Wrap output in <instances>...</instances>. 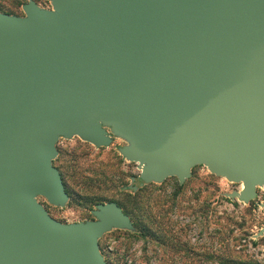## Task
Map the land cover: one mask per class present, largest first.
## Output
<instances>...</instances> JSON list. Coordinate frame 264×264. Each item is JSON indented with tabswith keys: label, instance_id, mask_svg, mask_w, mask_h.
Instances as JSON below:
<instances>
[{
	"label": "water",
	"instance_id": "1",
	"mask_svg": "<svg viewBox=\"0 0 264 264\" xmlns=\"http://www.w3.org/2000/svg\"><path fill=\"white\" fill-rule=\"evenodd\" d=\"M34 0L0 11V264H106L99 239L134 231L115 202L63 223L59 139L112 138L131 189L197 165L264 188V0ZM264 206V202L261 204ZM264 236L261 228L254 237ZM253 264V263H243Z\"/></svg>",
	"mask_w": 264,
	"mask_h": 264
},
{
	"label": "rangeland",
	"instance_id": "2",
	"mask_svg": "<svg viewBox=\"0 0 264 264\" xmlns=\"http://www.w3.org/2000/svg\"><path fill=\"white\" fill-rule=\"evenodd\" d=\"M34 1L51 7L49 0ZM13 2L0 0V5ZM14 14H24L21 6ZM123 144L115 138L108 147L95 148L76 136L59 139L53 165L64 175L73 198L64 208L49 205L51 215L63 223L76 222L91 216L92 203L128 195L133 206L142 209V225L146 217L147 232L153 228L159 240L111 230L100 241L109 264H264V236L254 237L264 228V188H257V197L248 204L232 201L224 194L239 191L242 185L215 176L202 165L194 167V175L181 187L170 177L129 195L128 189L122 190L140 170L119 154ZM38 200L48 205L44 198Z\"/></svg>",
	"mask_w": 264,
	"mask_h": 264
},
{
	"label": "flooded vegetation",
	"instance_id": "3",
	"mask_svg": "<svg viewBox=\"0 0 264 264\" xmlns=\"http://www.w3.org/2000/svg\"><path fill=\"white\" fill-rule=\"evenodd\" d=\"M73 138V137H72ZM71 139V138H70ZM80 139V138H79ZM115 140V138H112V143H113V141ZM83 141V140H82ZM84 142H86V141H84ZM87 143H89V142H87ZM111 143V144H112ZM89 144H91V143H89ZM92 145V144H91ZM94 146V145H93ZM95 147V146H94ZM104 146H102V147H95V148H103ZM108 147V146H107ZM57 151H58V149H57ZM57 155H58V153H57ZM54 161V160H53ZM53 166H55V165H53ZM197 166H202V165H197ZM56 167V166H55ZM57 169H58V171H59V173H60V175H61V178H62V181H63V184H64V188H65V191H66V193L68 194V201L66 202V204H65V206L66 205H68L69 203H70V201L72 200V195H71V193H70V191H69V189H68V184H67V182H66V180L64 179V175L62 174V172L60 171V169L58 168V167H56ZM194 167L192 168V170H191V176L189 177V178H191L193 175H194ZM137 176V175H136ZM188 178V179H189ZM177 180V179H176ZM187 181V179L185 180V182ZM184 182V183H185ZM177 183H178V181H177ZM183 183V184H184ZM182 184V185H183ZM149 184H146V185H144V186H142V187H140V188H138L137 190H132V191H130L131 190V187H128V188H123L124 190H122L123 192L124 191H126L127 189L129 190V195L130 194H132V193H137V192H139L140 190H144V189H146L147 188V186H148ZM182 185H179L178 184V186H182ZM124 201H127L130 205H132L133 206V199L130 197V196H128V195H124L120 200H113V199H109V200H99V201H96V202H94V203H92V204H94V209L96 208V205L97 204H100V203H106V202H115L118 206H119V202H124ZM89 202H91V200L89 201ZM43 206H44V208L46 209V211L48 212V214L51 216V217H53L54 219H56V220H58L56 217H54L53 215H51V213L49 212V208H48V206L50 205V206H52L53 208H64L65 206H63V207H58V206H53V205H51V204H49L48 203V205L47 206H45L43 203H41ZM120 207V206H119ZM121 208V207H120ZM94 209H92L91 210V216L89 217V218H84L83 220H78V221H87V220H93L94 219V216H93V214H92V211L94 210ZM122 209V208H121ZM122 211H123V209H122ZM124 212V211H123ZM125 213V212H124ZM126 214V213H125ZM128 215V214H127ZM129 216V219H130V221H131V223H132V225H133V227L135 228V230L134 231H129V230H124V229H113V230H123V231H125V232H127V233H130V234H138V233H140V231H139V228L135 225V221H134V219H133V217L132 216H130V215H128ZM58 221H60V220H58ZM78 221H76V222H78ZM61 222V221H60ZM142 228H143V230H145V232L148 230V219L145 217V221L143 222V225H142ZM110 232V231H109ZM108 233V232H107ZM106 234V233H105ZM104 234V235H105ZM104 235L99 239V241H98V243H99V247H100V251H101V254L103 255V257H104V259H105V261H106V264H109L110 263V260H108V258H106L105 256H104V253H103V249H102V247H101V239L104 237ZM147 238V237H146Z\"/></svg>",
	"mask_w": 264,
	"mask_h": 264
},
{
	"label": "trees",
	"instance_id": "4",
	"mask_svg": "<svg viewBox=\"0 0 264 264\" xmlns=\"http://www.w3.org/2000/svg\"><path fill=\"white\" fill-rule=\"evenodd\" d=\"M28 0H14V2L12 3V5H10L9 7H3L2 5H0V11L7 13V14H14L15 9H17L19 6H21L23 3L27 2ZM152 184V183H151ZM181 187V186H179ZM119 206L123 209V211L132 216L134 221H135V225L139 228V231L141 235V237L145 236V235H149V237L151 239H155V241L159 240V236L156 234V231L153 230V228H150V230L147 232H145V230H143L142 228V215L140 214L142 209L140 208V206L134 207L132 205H130L127 201L124 202H119L118 203ZM136 235V234H133ZM244 262H241L240 264H243ZM227 264H235L234 262H228Z\"/></svg>",
	"mask_w": 264,
	"mask_h": 264
}]
</instances>
